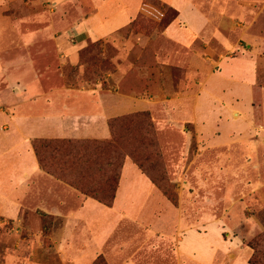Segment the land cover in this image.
<instances>
[{
  "label": "rangeland",
  "instance_id": "374dc122",
  "mask_svg": "<svg viewBox=\"0 0 264 264\" xmlns=\"http://www.w3.org/2000/svg\"><path fill=\"white\" fill-rule=\"evenodd\" d=\"M76 103L120 105L108 127L149 114L121 134L154 199L101 229L45 172L0 214V264H264V0H0V135L34 105Z\"/></svg>",
  "mask_w": 264,
  "mask_h": 264
},
{
  "label": "crops",
  "instance_id": "0c3cea01",
  "mask_svg": "<svg viewBox=\"0 0 264 264\" xmlns=\"http://www.w3.org/2000/svg\"><path fill=\"white\" fill-rule=\"evenodd\" d=\"M125 16L124 12H119L111 19L104 20L100 15L87 19L86 23L94 26L91 34L96 36L123 25ZM60 106L61 110L49 108L43 112V105H34L33 115L20 113L17 117L9 118L11 129L0 135V214L9 218L19 216L21 199H26L33 180L48 175L39 165L32 147L34 139L109 140L111 132L108 120L112 117V111H120L121 108L115 104L111 112L104 109L103 112L84 113L86 107L80 103ZM127 163H124L112 207L86 197L83 208L69 217L82 216L86 221L97 223L101 229L130 211L133 216L141 217L145 212L141 207L154 197V186L134 166L127 169Z\"/></svg>",
  "mask_w": 264,
  "mask_h": 264
},
{
  "label": "trees",
  "instance_id": "16d2710c",
  "mask_svg": "<svg viewBox=\"0 0 264 264\" xmlns=\"http://www.w3.org/2000/svg\"><path fill=\"white\" fill-rule=\"evenodd\" d=\"M140 124L152 127L148 113L112 119L111 138L106 141L39 140L33 142V148L44 172L68 181L89 198L112 207L125 160L129 157L135 161L134 153L127 152L133 140L125 138L121 131L131 132L139 129ZM42 216L47 217L45 213ZM44 229L49 230V226L44 225ZM255 255L250 264H261Z\"/></svg>",
  "mask_w": 264,
  "mask_h": 264
}]
</instances>
